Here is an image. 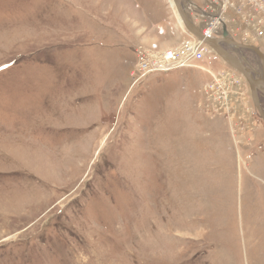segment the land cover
<instances>
[{
    "label": "rangeland",
    "instance_id": "rangeland-1",
    "mask_svg": "<svg viewBox=\"0 0 264 264\" xmlns=\"http://www.w3.org/2000/svg\"><path fill=\"white\" fill-rule=\"evenodd\" d=\"M223 3L183 8L264 79V12ZM191 38L173 0H0V264H264L249 83L154 70Z\"/></svg>",
    "mask_w": 264,
    "mask_h": 264
},
{
    "label": "water",
    "instance_id": "water-1",
    "mask_svg": "<svg viewBox=\"0 0 264 264\" xmlns=\"http://www.w3.org/2000/svg\"><path fill=\"white\" fill-rule=\"evenodd\" d=\"M183 1L184 0H173L174 5L176 7V10L178 11L179 16L181 17V20L185 23L186 28L188 29L189 33L194 37L197 38L198 41H204L206 45H208L213 52H215L217 55H219L220 58H222L229 67H231L234 71L238 72L239 74L243 75L249 85H250V91L254 100L255 105L261 112L263 119L264 114L260 108V97L259 94L262 93L264 95V79H256L251 72L250 69H248L244 63L241 61V59L235 57L231 53H229L224 47V45H227L229 47H237L242 49H249L256 51L262 58L263 55L260 51H258L256 48L251 46H244L239 43L234 42L228 32L227 29L224 28L223 30V38L221 39H213L208 40L205 39L204 36L201 34L200 31H198L193 24L188 20L185 9L183 8Z\"/></svg>",
    "mask_w": 264,
    "mask_h": 264
},
{
    "label": "built area",
    "instance_id": "built-area-1",
    "mask_svg": "<svg viewBox=\"0 0 264 264\" xmlns=\"http://www.w3.org/2000/svg\"><path fill=\"white\" fill-rule=\"evenodd\" d=\"M232 1L233 0H224V3L221 4V6L224 7V9H228L230 7L233 8L234 5L232 4ZM243 1L247 3L250 7H254L256 9L257 14H260V12H264V0H243ZM218 19H214L216 20L215 23L211 26V28L208 29V31L202 34L205 39L208 40L214 39L213 29L215 28V25L218 26L220 25L219 22H221ZM199 43H201L204 47L199 46L198 45ZM184 45L179 50H169L165 52L164 53L165 55L162 56L161 58L162 67L154 68V70L157 71L158 73H162L160 71H163L164 73L168 74L174 70L188 69L193 65V62L198 63V61L204 60L206 54H210L213 52L209 46L203 44V42H200L198 40H194L193 42H188L187 44ZM212 76L214 77V75Z\"/></svg>",
    "mask_w": 264,
    "mask_h": 264
},
{
    "label": "flooded vegetation",
    "instance_id": "flooded-vegetation-1",
    "mask_svg": "<svg viewBox=\"0 0 264 264\" xmlns=\"http://www.w3.org/2000/svg\"><path fill=\"white\" fill-rule=\"evenodd\" d=\"M223 47L228 51L230 48L227 46V45H224L223 44ZM231 50V49H230ZM211 55V54H210ZM233 55H235V54H233ZM235 57H236V55H235ZM237 58H239L238 56H237ZM240 59V58H239ZM243 63H244V65H246V67H248V69H251L250 67H249V65L247 64V62H245L244 60H241ZM252 66V65H251ZM253 67V66H252ZM252 71H255L254 69H252L251 70V72ZM260 72H261V70H260ZM253 75H254V77H255V73L253 72ZM257 79V78H256ZM260 100H261V103H263V105H264V95L262 94V93H260Z\"/></svg>",
    "mask_w": 264,
    "mask_h": 264
},
{
    "label": "bare ground",
    "instance_id": "bare-ground-1",
    "mask_svg": "<svg viewBox=\"0 0 264 264\" xmlns=\"http://www.w3.org/2000/svg\"><path fill=\"white\" fill-rule=\"evenodd\" d=\"M178 12V11H177ZM187 15V14H186ZM187 18H188V20L191 22V20L189 19V17L187 16ZM180 20H181V17H180ZM181 22H182V24L185 26V23L181 20ZM191 24H193L192 22H191ZM194 25V24H193ZM185 28H186V26H185ZM187 29V28H186ZM253 73V72H252ZM247 80V79H246ZM248 82V81H247Z\"/></svg>",
    "mask_w": 264,
    "mask_h": 264
},
{
    "label": "crops",
    "instance_id": "crops-1",
    "mask_svg": "<svg viewBox=\"0 0 264 264\" xmlns=\"http://www.w3.org/2000/svg\"><path fill=\"white\" fill-rule=\"evenodd\" d=\"M193 38H191L190 40H192ZM237 74V73H236Z\"/></svg>",
    "mask_w": 264,
    "mask_h": 264
}]
</instances>
